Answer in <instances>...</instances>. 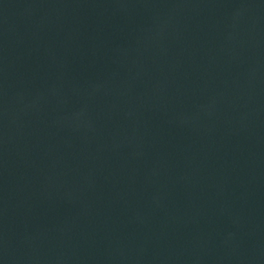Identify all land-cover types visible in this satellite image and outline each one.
I'll list each match as a JSON object with an SVG mask.
<instances>
[{
    "label": "water",
    "instance_id": "water-1",
    "mask_svg": "<svg viewBox=\"0 0 264 264\" xmlns=\"http://www.w3.org/2000/svg\"><path fill=\"white\" fill-rule=\"evenodd\" d=\"M0 264H264V0H0Z\"/></svg>",
    "mask_w": 264,
    "mask_h": 264
}]
</instances>
